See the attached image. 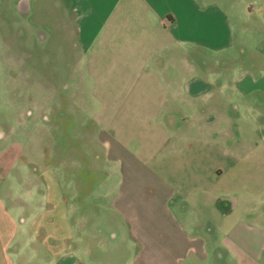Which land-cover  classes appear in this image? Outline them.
Listing matches in <instances>:
<instances>
[{
    "label": "crops",
    "instance_id": "1",
    "mask_svg": "<svg viewBox=\"0 0 264 264\" xmlns=\"http://www.w3.org/2000/svg\"><path fill=\"white\" fill-rule=\"evenodd\" d=\"M66 2L82 55L66 87L99 125L78 156L100 158V178L91 183L84 171L76 184L55 151L38 213L20 218L24 206L11 210L0 198V264H94L91 215L128 227L133 264H206L214 256L264 264V214L255 209L264 206V67L229 83L203 81V51L233 43L215 7ZM157 128L156 143L144 134ZM78 156L72 170L83 169ZM218 234L220 243H210Z\"/></svg>",
    "mask_w": 264,
    "mask_h": 264
},
{
    "label": "rangeland",
    "instance_id": "2",
    "mask_svg": "<svg viewBox=\"0 0 264 264\" xmlns=\"http://www.w3.org/2000/svg\"><path fill=\"white\" fill-rule=\"evenodd\" d=\"M193 1L199 8L215 7L222 14L220 21L227 22L232 29L230 48L217 53L203 51V81L229 83L251 66L256 72L264 67V0ZM68 7L66 0H0V198L11 210L23 205L20 218L40 211L44 183L54 179L55 151L62 155L61 172L72 174L76 184L84 179V171L89 173L90 177L85 179L91 183L100 178L95 174L100 172L101 159L90 156L84 160L85 156L82 160L78 156L88 142L83 136H94L99 125L87 122L90 112L83 113L82 100L72 93L71 86L66 87L82 56L74 16ZM186 53L191 55L188 49ZM188 62L193 61L188 57ZM199 62L197 59V73ZM177 123L175 119L174 129ZM234 123L242 126L238 118ZM160 131L148 129L144 135L155 134L157 143ZM96 152L98 148L91 151ZM73 155L79 157L83 169L72 170ZM255 209L264 214V206ZM93 218L91 215L86 221L97 234L89 241L91 262L133 264L128 227L124 223L120 227L116 222L95 223ZM221 238L218 234L210 243L219 244ZM206 264L235 263L226 258L216 260L214 256Z\"/></svg>",
    "mask_w": 264,
    "mask_h": 264
}]
</instances>
